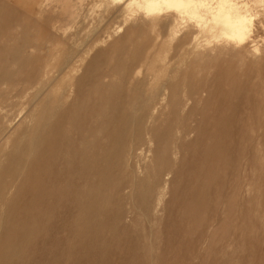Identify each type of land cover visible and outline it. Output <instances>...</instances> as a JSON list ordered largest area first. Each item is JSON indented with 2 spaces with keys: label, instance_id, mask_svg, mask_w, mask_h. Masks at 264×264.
<instances>
[{
  "label": "rangeland",
  "instance_id": "obj_1",
  "mask_svg": "<svg viewBox=\"0 0 264 264\" xmlns=\"http://www.w3.org/2000/svg\"><path fill=\"white\" fill-rule=\"evenodd\" d=\"M225 1L0 0V264H264V0Z\"/></svg>",
  "mask_w": 264,
  "mask_h": 264
},
{
  "label": "bare ground",
  "instance_id": "obj_2",
  "mask_svg": "<svg viewBox=\"0 0 264 264\" xmlns=\"http://www.w3.org/2000/svg\"><path fill=\"white\" fill-rule=\"evenodd\" d=\"M186 1H188V0H179V3H180V5H182V6L185 7V8H188V9H191V8H194V7L198 8V4H194L193 7H192V6L188 7V6L186 5V3H185ZM196 1H197V0H196ZM220 1H222V0H220ZM224 1H225V0H224ZM225 2H226V1H225ZM224 6H225V5H224ZM234 6H235V4H233L232 6H229V7H233V8H234ZM226 11H227V13L231 14V12H230L228 9H226ZM244 15H245V14H244ZM230 22H231V20H230ZM247 22H249V21L241 20V19L238 18V20H235V21L229 23V25H230V27L233 29L234 33H235V32L237 33L238 31H241V29H242L243 26H245V25L248 24ZM243 31H244V30H243ZM13 38H14V37H13ZM13 38H12V39H13ZM15 38H16V37H15ZM15 38H14V39H15ZM18 38H19V37H18ZM15 40H16V39H15ZM24 40H25V39H24ZM27 42H28V41H27ZM27 42H26V43H27ZM28 43H29V42H28ZM10 44L13 45V42H11ZM12 45H11V47H12ZM22 45H24V43H23ZM13 46L15 47L16 45H13ZM20 46H21V45H20ZM23 47H24V46H23ZM9 48H10V46H9ZM16 48H17V47H16ZM12 49H13V47H12ZM20 52L22 53V50H21ZM23 52H24V51H23ZM100 52H101V51H100ZM95 53H96V52H95ZM126 53H127V47H125V46L119 47V50L117 49V53L115 54V56L112 57V58H110L111 67H113V68L116 67V68H117V66H120L121 63H122V60H123V58H124L123 55H126ZM25 54H27V53H25ZM28 55H29V54H28ZM70 56H71V55H70ZM70 56H69V57H70ZM126 56H127V55H126ZM133 56L135 57L136 55H133ZM20 57H21V56H20ZM127 57H128V56H127ZM24 58L26 59V55H25ZM22 59H23V58H22ZM25 59H23V63H24ZM7 60H8V59H7ZM9 60H10V58H9ZM18 60H19V59H18ZM18 60H17V61H18ZM29 60H31V59L29 58ZM74 60H75V59H74ZM125 60H127V58H125ZM25 62H26V61H25ZM19 63H21V62H19ZM148 63H150V62H148ZM17 64H18V62H17ZM71 64H72V63H71ZM73 64H74V63H73ZM90 64H92V62H91ZM20 65L22 66V63H21ZM88 65H89V64L87 63V67H86L87 70H88V67H90V68L92 67V65H90V66H88ZM67 66H68V65H67ZM72 66H73V65H72ZM69 68H70V67H69ZM86 68H85V69H86ZM90 68H89V69H90ZM119 68H120V67H119ZM121 68H122V67H121ZM121 68H120V70H121ZM111 69H112V68H111ZM63 70H64V69H63ZM68 70H69V69H68ZM87 70H85V71H87ZM120 70H119V71H120ZM114 71H115V70H114ZM119 71H118V72H119ZM120 72H122V71H120ZM86 73H88V72H86ZM116 74H117V73H116ZM118 74H120V73H118ZM124 74H125V72H124ZM122 75H123V73H122ZM122 75H121V76H122ZM79 77H80V76H79ZM79 77H78V78H79ZM133 78H134V77H133ZM140 79H141V78H140ZM115 80H116V79H115ZM132 80H133V79H132ZM52 82H53V81H52ZM138 82H139V81H138ZM95 83H97V82H95ZM100 83H101V82H100ZM104 83H105V82H104ZM128 83H129V82H128ZM131 83H132V82H131ZM131 83H130V84H131ZM134 83H135V81H134ZM139 83H140V82H139ZM168 85H169V84H168ZM53 86H54V85H53ZM53 86H52V87H53ZM127 86H128V85H127ZM91 87H92V86H91ZM128 87H130V86H128ZM171 87H172V86H171ZM130 88H131V89H129V91H130V90L133 91V89H132V88H133L132 85H131ZM79 89H80V88H79ZM79 89H78V90H79ZM93 89H94L95 92H98V93H99V92H103V93H104V92H106V91H110V90H112V88L110 87V85L107 86L106 84H105V85H104V84H95V85H93ZM93 89H92V90H93ZM169 89H170V88H169ZM135 90H136V89H135ZM125 91H126V90H125ZM127 91H128V88H127ZM129 91H128V92H129ZM132 91H131V92H132ZM80 92H81V91H80ZM80 92H79V94H80ZM91 92H92V91H91ZM91 92H89V94H90ZM92 93H94V92H92ZM106 93H108V92H106ZM106 93H105V94H106ZM138 93H140V92H138ZM76 94H77V93H76ZM76 94H75V95H76ZM83 94H84V93H83ZM109 94H110V93H109ZM109 94H108V95H109ZM128 94H129V93H128ZM91 95H92V94H91ZM118 95H119V94H118ZM77 96H79V95L77 94ZM83 96H84V95H83ZM85 96H86V94H85ZM101 96H102V95H101ZM106 96H107V94H106ZM115 96H116V95H115ZM127 96H128V95H127ZM136 96H138V95L136 94ZM75 97H76V96H75ZM88 97H89V96H88ZM90 97H92V96H90ZM117 97H118V96H117ZM128 97H129V96H128ZM128 97H127V98H128ZM72 98H73V97H72ZM76 98H77V97H76ZM97 98H98V97H97ZM97 98H96L95 100H97ZM120 98H121V97H120ZM135 98H136V97H135ZM77 99H78V98H77ZM77 99H75V101H76ZM87 99H88V98H87ZM104 99H105V98H104ZM131 99H132V97H131ZM21 100H22V99H21ZM79 100H80V98L78 99V101H79ZM81 100H82V99H81ZM81 100H80V101H81ZM93 100H94V99H93ZM132 100H134V99H132ZM132 100H130V101H132ZM73 101H74V98H73ZM80 101H79V102H80ZM83 101H84V100H83ZM97 101H98V100H97ZM99 101H101V99H100ZM105 101H106V99L104 100V102H105ZM127 101H129V99H127ZM42 102H43V101H42ZM45 102H46V101H45ZM47 102H48V101H47ZM69 102H70V101H69ZM69 102H68V103H69ZM71 102H72V101H71ZM120 102H121V101H120ZM80 103H81V102H80ZM93 103H94V102H93ZM100 103H101V102H99L98 104H100ZM121 103H122V102H121ZM127 103H129V102H127ZM131 103H132V102H131ZM131 103H130V104H131ZM62 104H63V103H62ZM113 104H114V103H113ZM119 104H120V103H119ZM119 104H118V105H119ZM83 105H85V103H84ZM83 105H82V107L84 108L85 106H83ZM94 105H95V104H94ZM101 105H102V104H100L99 107H100ZM103 105H104V104H103ZM103 105L101 106V108L103 107ZM150 105H151V104H150ZM67 106H68V104H67ZM67 106H66V107H67ZM71 106H73V105H71ZM71 106H70V107H71ZM79 106H80V105H77L78 108H79ZM106 106H107V105H106ZM121 106H122V104H121ZM131 106H132V105H131ZM152 106H153V105H152ZM94 107H95V106H94ZM113 107H114V106H112V107L110 108V110H111V109H114ZM67 108H68V107H67ZM83 108H82V109H83ZM103 108H104V107H103ZM106 108H107V107H106ZM117 108H118V107H117ZM149 108H150V107H149ZM57 109H58V108H57ZM60 109H62V108H60ZM65 109H66V108H65ZM79 109H81V108H79ZM99 109H100V108H99ZM118 109H119V108H118ZM120 109H121V108H120ZM120 109H119V111H120ZM127 109H128V106H127ZM147 109H148V108H147ZM152 109H153V108H152ZM63 110H64V109H63ZM63 110H62V111H63ZM67 110H68V109H67ZM77 110H78V109H77ZM97 110H98V109H97ZM37 111H38V109H37ZM45 111H46V110H45ZM54 111H55V110H54ZM80 111H81V110H80ZM80 111L78 110V112H80ZM100 111H101V109H100ZM116 111H117V110H116ZM145 111H146V110H145ZM55 112H56V114L54 113V114H55L54 116H56L57 118H59L58 116H59V114L61 113V110H59V111L56 110ZM74 112H76V111H74ZM74 112H72V113H74ZM89 112H90V111H89ZM93 112H94V111H93ZM117 112H118V111H117ZM127 112H128V110H127ZM147 112H148V111H147ZM147 112H146V114H147ZM19 113H20V112H19ZM34 113H36V112H34ZM66 113H67V112H66ZM103 113H104V112H103ZM110 113H113V112L111 111ZM131 113H132V112H131ZM131 113H130V115H129L128 113H126V114H127V116L129 115L128 117H130V116L132 117ZM134 113H135V112H134ZM134 113H132V114H134ZM148 113H149V112H148ZM11 114H12V113H11ZM28 114H29V113H28ZM61 114H65V112L63 111ZM69 114H70V113H69ZM69 114H68V116H69ZM74 114L76 115V113H74ZM117 114H119V112H118ZM182 114H183V113H182ZM29 115H30V114H29ZM29 115H28V116H29ZM34 115H35V114H34ZM48 115H49V114H48ZM51 115L53 116V114H51ZM51 115H50V117H51ZM57 115H58V116H57ZM66 115H67V114H66ZM110 115H111V114H110ZM151 115H152V114H151ZM30 116H31V115H30ZM108 116H109V115H108ZM116 116H118V115H116ZM127 116H126V117H127ZM145 116H146V115H145ZM61 117H62V116H61ZM91 117H92V116H91ZM118 117H119V116H118ZM128 117H127V118H128ZM134 117H135V116H134ZM146 117H147V116H146ZM52 118H53V117H52ZM52 118H51V119H52ZM127 118H126V119H127ZM132 118H133V117H132ZM155 118H156V117H155ZM62 119H63V117H62ZM62 119H60V120H62ZM64 119H65V117H64ZM64 119H63V120H64ZM67 119H68V118H67ZM77 119H78V116H77V118L75 119V121H77ZM91 119H92V118H91ZM115 119H116V118H115ZM129 119H131V118H129ZM140 119H141V118H140ZM140 119H139V121H140ZM54 120H56V119H54ZM54 120H52V121H54ZM60 120H59V121H60ZM63 120H62V121H63ZM100 120H101V118H100ZM108 120H110V116H109V119H108ZM111 120H113V119L111 118ZM117 120H118V118H117ZM134 120H135V119H134ZM59 121H57V122H59ZM62 121H60V123H61ZM94 121H95V119H94ZM126 121H128V120H126ZM130 121H131V120H130ZM55 122H56V121H55ZM55 122H49V121L47 120V121H45L42 125L40 124L41 129H42L41 132L43 131L42 133H44V132L46 133L47 131H49V130H51L52 128L56 127L57 125L54 126V125H55V124H54ZM63 122H64V121H63ZM91 122H93V119H92ZM112 122H114V120H113ZM124 122H125V121H124ZM135 122H137V120H136ZM60 123H59V124H60ZM120 123H121V122H120ZM128 123H129V122H128ZM128 123H127V124H128ZM130 123H133V122H130ZM149 123H151V122H149ZM69 124H70V123H69ZM92 124H93V123H90V125L87 127L89 130L91 129ZM133 124L136 125L137 123H133ZM145 124H146V123H145ZM153 124H154V122H153ZM62 125H63V123H62ZM73 125H74V124H73ZM73 125H72V126H73ZM101 125H102V130H103L104 128L107 127L106 123H101ZM128 125H129V124H128ZM19 126H21V124H20ZM23 126H24V125L22 124V128H25V127H26V125H25L24 127H23ZM27 126H28V125H27ZM53 126H54V127H53ZM67 126H68V124H67ZM69 126H70V125H69ZM75 126H76V123H75ZM132 126H133V125H132ZM58 127H59V126H58ZM126 127H127V125H126ZM18 128L21 129V127H18ZM63 128H65L64 125H63ZM66 128H67V127H66ZM75 128H76V127H75ZM75 128H74V129H75ZM150 128H151V127H150ZM150 128H148V129H150ZM20 129H19V130H20ZM25 129L28 130V127H26ZM39 129H40V128H39ZM57 129H58V128H57ZM114 129H115V128H114ZM120 129H121V128H120ZM137 129H138V128H137ZM143 129H144V128H143ZM152 129H153V127H152ZM152 129H151V130H152ZM16 130H17V129H16ZM21 130H22V131H26V130H23V129H21ZM21 130H20V131H21ZM62 130H63V129H61V131H62ZM64 130H65V129H64ZM78 130H79V129H78ZM106 130H107V128H106ZM126 130H127V128H126ZM151 130H150V131H151ZM20 131H18V132H20ZM53 131H54V130H53ZM61 131H60V132H61ZM66 131H67V130H66ZM71 131H72V130H71ZM73 131H74V130H73ZM76 131H77V130H76ZM95 131H96V130H95ZM124 131H125V130H124ZM124 131H123V133H125ZM18 132H17V133H18ZM26 132H27V131H26ZM28 132H29V130H28ZM39 132H40V131H39ZM50 132H51V131H50ZM50 132H47L46 134L49 135ZM68 132H69V131H68ZM78 132H79V131H78ZM112 132H114V131L112 130ZM151 132H152V131H151ZM15 133H16V132H15ZM17 133H16V134H17ZM45 133H44V134H45ZM51 133H52V132H51ZM65 133H66V132H65ZM74 133H75V131H74ZM116 133H117V132H116ZM147 133H149V130H148ZM16 134H15V135H16ZM32 134H33V133H32ZM32 134H31V135H32ZM39 134H40V133H38V136H40V137L43 138L44 134H43V135L41 134L42 136L39 135ZM67 134H69V133H67ZM79 134H80V133H79ZM83 134H84V133H83ZM86 134H87V133H86ZM86 134H84L85 137H82V138H86ZM149 134H150V133H149ZM149 134H148V135H149ZM18 135H19V134H18ZM21 135H22V134H21ZM24 135H25V134H24ZM61 135H62V134H61ZM65 135H66V134H65ZM70 135H71V134H70ZM80 135H81V134H80ZM136 135H137V134H136ZM141 135H142V134H141ZM19 136H20V135H19ZM22 136H23V135H22ZM34 136H36V134H34ZM54 136H55V135H54ZM23 137H24V136H23ZM23 137H22V141H21V142L26 143V141L24 142V140H27V139H24V140H23ZM25 137H27V135H25ZM40 137H39V138H40ZM44 137H45L44 140H42L40 143H38V139H37V143H38V145L40 144V146H45V150H44L43 153H44V154H47V152L50 151V150H48V151L46 152V147H47V145H49V144H48V141H50V139L47 141V138H48V137H47V136H44ZM62 137H64V136H62ZM67 137L70 138V136H68V135H67ZM79 137H80V136H79ZM99 137H100V139L102 140L101 143L106 142V140H107L106 136H105L104 138H103V137L101 138V135H100ZM133 137H134V136H133ZM133 137H132V138H133ZM138 137H140V136H138ZM15 138H16V136H15ZM30 138H31V137H30ZM51 138H52V137H51ZM60 138H61V136H60ZM69 138H68V139H67V138H64V139H66V141H65L66 143H64V142H62V143H64V144H68V145H72V144H71V140H70ZM82 138H81V139H82ZM93 138H94V137H93ZM123 138H124V137H123ZM136 138H137V136H136ZM19 139H20V138H19ZM54 139H55V138H54ZM61 139H62V138H61ZM64 139H63V140H64ZM78 139H79V138H77V140H78ZM133 139H134V138H133ZM141 139H142V137H141ZM146 139H147V138H146ZM149 139H150V138H149ZM17 140H18V139H17ZM40 140H41V139H40ZM56 140H57V139H56ZM63 140H62V141H63ZM93 140H94V139H93ZM93 140H85V139H83L82 141L79 142V144L82 146V148H84V147L92 148V146L95 144V142H94ZM95 140H97L96 137H95ZM101 140H100V141H101ZM137 140H138V138H137ZM6 141L9 142L8 140H6ZM97 141H98V140H97ZM100 141H99V143H100ZM21 142H19V143L21 144ZM34 142H36V141H34ZM34 142H33V143H34ZM59 142H61V141H59ZM75 142H76V140H75ZM130 142H131V141H130ZM133 142H134V141H133ZM140 142H142V141H140ZM143 142H144V141H143ZM143 142H142V143H143ZM12 143H13V142H12ZM12 143H11V146H13ZM19 143H18V144H19ZM33 143L31 144V146H33V145L35 144V143H34V144H33ZM50 143H51V142H50ZM53 143H54V142H53ZM76 143H77V142H76ZM99 143H98V144H99ZM144 143L147 144L148 142H144ZM144 143H143V144H144ZM6 144L8 145V143H6ZM18 144H16V145L18 146ZM29 144H30V143H29ZM59 144L61 145V143H59ZM59 144H58V146L60 147V149H62L63 147H65V146H62V148H61V146H60ZM98 144H97V142H96L95 145L98 146ZM129 144H130V143H129ZM134 144L137 145V143H134ZM134 144H133V145H134ZM4 145H5V144H3L2 146H4ZM7 145H6V146H7ZM16 145H14V147H15ZM21 145H22V144H21ZM53 145H54V146H52L51 148H55V144H53ZM74 145H75V143H74ZM80 145H79V146H80ZM40 146H39V147H40ZM58 146H57V147H58ZM81 146H80V147H81ZM129 146H131V145H129ZM19 147H20V145L18 146V149H15V148L13 149V147H10V148L13 149V151L16 150L15 152H13L16 156H15L14 154H13V156H11V155L9 154V152H7V151H6V153H8V154H7V155H4V156H8V155H9V156L7 157L8 159H9L10 156L13 157V158H14V157L16 158L19 154L21 155V153H23V149H24V150H25V148L29 149V148H30V145L28 146V144H27L25 147H24V145H22L20 148H19ZM23 147H24V148H23ZM59 147H58V149H59ZM68 147H69V146H68ZM74 147H75V146H74ZM94 147H95V146H94ZM98 147H99V146H98ZM35 148H36V147H35ZM40 148H41V147H40ZM69 148H70V147H69ZM95 148H97V147H95ZM100 148H102L101 145H100ZM100 148H98V150H99ZM131 148H133V147H131ZM139 148H140V147H139ZM33 149H34V148H33ZM48 149H49V146H48ZM58 149H57V152H58ZM85 149H86V148H85ZM85 149H84V150H85ZM102 149L104 150V148H102ZM127 149H128V147H127ZM4 150H6V149H4ZM31 150H32V148H31ZM73 150H74V149H73ZM86 150H87V149H86ZM93 150H94V149H93ZM95 150H96V149H95ZM141 150H142V149H141ZM0 151H1V150H0ZM8 151H10V149H9ZM60 151H65V149L63 148V150H59V152H60ZM33 152H34V151H33ZM53 152H54V151H53ZM84 152H85V154H86V152H91V151H84ZM92 152H93V151H92ZM92 152H91V153H92ZM99 152H100V151H99ZM101 152H102V151H101ZM4 153H5V152H4ZM127 153H129V152H127ZM138 153H139V152H138ZM11 154H12V153H11ZM25 154H26V152H25ZM63 154H65V153H63ZM85 154H84V156H85ZM87 154H88V153H87ZM89 154H90V153H89ZM99 154H100V153H99ZM131 154H132V156L135 155L134 152L131 153ZM20 155H19V156H20ZM76 155H77L76 150H74V151L72 152V155H70V154L68 153V155H65V156H64V159H63V160H60V164H64V165H65V163L70 162V160H71L72 158H73V160H75V159H76ZM129 155H130V154H129ZM129 155H128V157H129ZM137 155H138V154H137ZM139 155H140V153H139ZM139 155H138V156H139ZM19 156H18V157H19ZM33 156H34V155L32 154V157H33ZM82 156H83V155H82ZM92 156H93V155H92ZM92 156H91V157H92ZM140 156H141V155H140ZM2 157H3V155H2ZM11 157H10V158H11ZM87 157H88V156H87ZM135 157L137 158V156H135ZM25 158H26V157H25ZM83 158H85V157H83ZM19 159H20V157H19ZM29 159L31 160L30 157H29ZM86 159H87V158H86ZM86 159H85V161H86ZM134 159H135V158H134ZM2 160H4V158H3ZM15 160H18V159L16 158ZM30 160H29V161H30ZM43 160H44V165L47 164V160H46L44 157H43ZM87 160H88V159H87ZM0 161H1V160H0ZM9 161H11V160L9 159ZM85 161H84V162H85ZM2 162H3V161H2ZM2 162H1V163H2ZM5 162L7 163L8 161H7V160H4L3 163H5ZM26 162H27V159H26ZM87 162H89V164H91V161H90V160L87 161ZM3 163H2V164H3ZM6 163H5V164H6ZM17 163H19V162L17 161ZM31 163H32V161H31ZM31 163H30V164H31ZM5 164H3V166H6ZM7 164H8V163H7ZM14 164H16V163L13 161L12 166H13ZM23 164H24V163H23ZM25 164L27 165V163H25ZM0 165H1V164H0ZM21 165H22V164L20 163V166H21ZM7 166H10V168L12 169V167H11V165H10V162H9V165H7ZM7 166H6V168H4V170L7 169ZM17 166L19 167V164H17ZM30 167H32V166H30ZM10 168H9V170H10ZM44 168H45V167H44ZM19 169H20V168H19ZM215 169H216V168H215ZM7 170H8V169H7ZM7 170H5L4 172L6 173ZM14 170H15V169H14ZM2 171H3V170H2ZM11 171H12V170H11ZM18 171H19V170H18ZM4 172H3V173H4ZM0 178H1V175H0ZM8 178H9V177H8ZM2 218H3V217H2ZM3 219H4V218H3ZM0 220H1V219H0ZM6 222H7V219H6ZM11 224H12V223H11ZM11 224H10V222H9V225H11ZM1 225H3V224H1ZM9 225H8V226H9ZM8 226H7V229H6L7 231H8V229L11 227V226H10V227L8 228ZM12 226H13V225H12ZM11 228H12V227H11ZM3 229H4V228H3ZM10 230H11V229H10ZM10 230H9V231H10ZM4 232H6V231H4ZM9 233H10V232H9ZM6 242H7V241H6Z\"/></svg>",
  "mask_w": 264,
  "mask_h": 264
}]
</instances>
